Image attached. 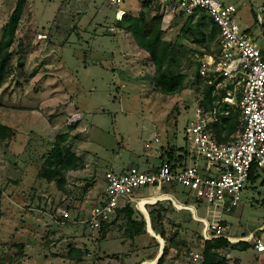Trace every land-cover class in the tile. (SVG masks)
I'll list each match as a JSON object with an SVG mask.
<instances>
[{
    "label": "rangeland",
    "instance_id": "rangeland-1",
    "mask_svg": "<svg viewBox=\"0 0 264 264\" xmlns=\"http://www.w3.org/2000/svg\"><path fill=\"white\" fill-rule=\"evenodd\" d=\"M16 1L0 0V37ZM132 3L126 15L143 11L146 27L155 14L162 16L164 68L184 75L180 91H159L149 53L118 27L108 0L24 3L0 87V124L7 131L0 141V264L202 263L210 240L201 234L204 222L216 221L180 185L138 189L125 203L129 220L123 210L99 229L87 221L103 200L105 172L155 168L173 159L184 150L183 130L196 99L212 102L198 74L199 59L217 48L206 14L175 18L160 13L154 1ZM237 17L241 28H260L249 7L239 8ZM238 111L235 106L219 130L223 139L236 134ZM59 135L78 158L76 168L56 179L62 189L39 175ZM263 177L259 170L238 206L218 216L232 244L216 250L227 264H264L243 238L250 232L264 237V229H256L264 223ZM141 197L149 200L143 210L136 203Z\"/></svg>",
    "mask_w": 264,
    "mask_h": 264
},
{
    "label": "built area",
    "instance_id": "built-area-1",
    "mask_svg": "<svg viewBox=\"0 0 264 264\" xmlns=\"http://www.w3.org/2000/svg\"><path fill=\"white\" fill-rule=\"evenodd\" d=\"M160 13L171 17H192L204 12L217 27L216 51L198 61V74L210 87L212 102L196 99L194 113L187 120L180 160L164 161L155 168L131 166L104 174L103 200L93 206L87 219L99 229L111 222L120 209L135 200L138 189L146 186H181L189 199L204 207L214 221L204 222L205 239L223 236L218 216L232 212L239 204L251 168L264 169V53L253 42L251 33L241 29L237 7L223 0H151ZM116 17L124 14V0H108ZM257 19L264 20V5L257 8ZM118 18V17H117ZM264 34V30H263ZM238 107L236 134L223 139L219 132L234 107ZM141 199V198H140ZM139 199V200H140ZM137 204L139 201L136 202ZM194 205V208H195ZM264 262V237L252 234L245 240Z\"/></svg>",
    "mask_w": 264,
    "mask_h": 264
},
{
    "label": "trees",
    "instance_id": "trees-1",
    "mask_svg": "<svg viewBox=\"0 0 264 264\" xmlns=\"http://www.w3.org/2000/svg\"><path fill=\"white\" fill-rule=\"evenodd\" d=\"M151 1V0H149ZM26 0H17L15 6L8 17V20L4 26L3 32L0 37V87L2 86L5 76L8 72L7 62L9 58V47L11 46L17 24L20 20L22 9ZM156 8H158L156 6ZM155 22L152 26H145L144 12L140 11L138 15L131 16L124 13L119 20H117L118 27L126 29L133 34V37L137 41L138 45L145 49L154 64L155 68V83L159 88V91L164 94H174L180 91L183 87L184 75L172 74L164 68V62L166 60V47H160V21L161 15L155 14ZM211 22V20L209 19ZM213 25V36L216 38L218 30ZM209 91H211L210 87ZM6 127L0 124V141L6 133ZM66 140V135H59L56 141L52 145L50 152L45 155V163L42 173L39 175L46 180H56L63 171H68L76 168L78 158L72 150L62 146V143ZM183 149V148H182ZM183 151V150H182ZM183 158L181 155L176 156V159ZM175 158H169L166 161L171 162ZM258 171L255 167L251 168L248 179L254 181L257 178ZM59 182V181H58ZM59 187L62 189V184L59 182ZM124 206L117 209V212L123 210L127 212V219L131 217V210H126ZM116 212V213H117ZM104 225V224H103ZM102 225V226H103ZM202 251L203 260L201 264H227L222 259L218 258L216 250L223 247L231 246V242L225 236L206 240ZM160 260V259H159Z\"/></svg>",
    "mask_w": 264,
    "mask_h": 264
},
{
    "label": "crops",
    "instance_id": "crops-1",
    "mask_svg": "<svg viewBox=\"0 0 264 264\" xmlns=\"http://www.w3.org/2000/svg\"><path fill=\"white\" fill-rule=\"evenodd\" d=\"M223 1H225V2H227V3H232V4H234L236 7H237V10L239 9V8H242V7H249L253 12H254V15L256 16V18H257V14H256V11H257V8L258 7H260L261 5H264V0H261L262 2H260V3H254L255 1H257V0H223ZM131 5V4H133V5H135L136 3H132V0H124V2H123V4H121L120 5V10H123L124 11V13H126L128 10H127V7H130V6H128V5ZM123 5H125V6H123ZM254 8H255V11H254ZM115 12H116V9H115ZM166 17H170V16H166ZM165 17V18H166ZM175 18H178V17H175ZM118 20L120 19V18H117ZM209 19V18H208ZM258 20V19H257ZM260 23V22H259ZM250 28H251V26H246V27H242L241 29H244V30H246V31H248L249 33H251V35H252V38H253V42L256 44V46L264 53V45L263 46H259L258 45V42H257V38H258V36L260 37V40L259 41H261V40H264V34H263V30H264V20H263V22L262 23H260V28L258 27L257 28V30H255L256 28H253L252 30H250ZM180 152H182V151H179L177 154H175L176 156L180 153ZM262 170H264V169H262ZM263 180H264V177L262 178ZM261 179V180H262ZM142 198H147V197H141V199ZM264 227V223H262V224H260V225H258L257 227H256V229H257V231H259L260 229H264L263 228ZM251 234H253L252 232H250L249 233V235H251ZM247 237H248V235L247 236H245V237H243L244 239H246L247 240Z\"/></svg>",
    "mask_w": 264,
    "mask_h": 264
},
{
    "label": "bare ground",
    "instance_id": "bare-ground-1",
    "mask_svg": "<svg viewBox=\"0 0 264 264\" xmlns=\"http://www.w3.org/2000/svg\"><path fill=\"white\" fill-rule=\"evenodd\" d=\"M118 18H119V15L117 16ZM164 198V197H163ZM156 200V199H155ZM146 202H149V200H143L142 199V201L140 200L139 201V203L138 204H140V206H141V209L143 210V205L146 203ZM148 215V214H147ZM150 225V224H149ZM159 237V236H158ZM161 247H162V245H161Z\"/></svg>",
    "mask_w": 264,
    "mask_h": 264
}]
</instances>
